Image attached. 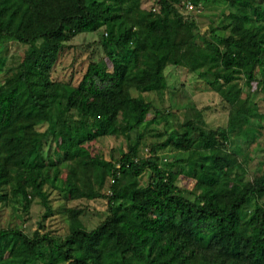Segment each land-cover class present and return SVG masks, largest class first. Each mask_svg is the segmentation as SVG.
<instances>
[{
    "label": "trees",
    "instance_id": "trees-1",
    "mask_svg": "<svg viewBox=\"0 0 264 264\" xmlns=\"http://www.w3.org/2000/svg\"><path fill=\"white\" fill-rule=\"evenodd\" d=\"M212 2L228 8L216 41L200 36L181 11L186 3ZM142 4L0 0V43L27 46L2 78L23 82L30 98L16 108V92L0 86V202L26 214V200L44 199L48 187L66 202L105 199L107 211L90 230L80 220L84 210L65 205L56 212L64 233L0 229L7 241L0 264H264V173L239 183L247 163L236 144L256 135L263 115L234 109L243 88L255 84L264 93V0H154L149 16ZM101 29L106 60H91L76 86L56 81L53 68L66 44ZM165 50L190 53L187 70L230 109L223 127L208 128L202 118L178 123L168 136L178 156L163 169L139 157L138 146L140 127L162 117L149 96L161 98L167 88ZM119 127L126 150L117 162L83 148ZM192 151L196 159L180 155ZM145 171L150 180L142 186ZM179 176L194 182L191 190L177 185ZM106 179L109 192L99 195Z\"/></svg>",
    "mask_w": 264,
    "mask_h": 264
},
{
    "label": "rangeland",
    "instance_id": "rangeland-1",
    "mask_svg": "<svg viewBox=\"0 0 264 264\" xmlns=\"http://www.w3.org/2000/svg\"><path fill=\"white\" fill-rule=\"evenodd\" d=\"M153 8L154 0H143L140 10L144 16H149L153 13ZM227 9L223 3L212 2L203 3L192 11H188L184 6L181 11L196 21L197 33L200 36L205 35L210 41H216L217 38L225 34L224 26L220 22L227 14ZM102 34H104L103 29L92 34H81L68 42L66 49L59 56L53 68L52 77L58 82L76 86L91 60L96 61L100 58L106 60L99 44ZM26 49L27 46L13 41L5 40L0 43V86L5 92L12 90L16 92V108L30 100L25 85L23 82H13L10 78L4 79L2 76L7 69L20 62ZM164 53L166 55L164 75L167 88L161 98L155 94L149 96L154 99V106L162 114V117L140 127L142 141L138 146V155L143 159H151L161 168L166 169L178 156V153L168 146V136L172 130L177 129L178 123L184 119L202 118L208 128L223 127L227 122L230 108L217 93L211 91L195 74H191L187 70L190 53L180 50L175 52L165 50ZM240 84L244 86L242 81ZM132 95L136 96L137 93L132 91ZM234 107V109L249 107V109H254L258 115H263L260 120L256 118L257 122L253 125L257 130L255 131L256 135L249 142L243 137L236 141L237 146L241 149V156L245 157L247 163L246 170L239 175V183L246 184L254 176L264 173V93H258L255 84L250 89L243 88L242 97ZM258 124H261V127ZM121 130L122 128L119 127L115 136L84 144L83 148L94 157L117 162L120 152L126 150L124 137L120 135ZM131 140L134 141L133 134ZM161 143L166 145L160 147ZM150 148H154L155 153L150 152ZM55 151L56 147L52 150L51 155ZM180 155L186 160H193L197 157L195 151ZM65 177V174H61L62 179ZM149 180L150 172L145 171L139 178V183L145 186ZM97 181L99 183L102 180ZM193 184L192 180L182 176H179L177 180V185L185 190H191ZM108 187L109 181L106 179L103 186L97 189L99 195H107ZM44 193V199L36 198L32 202L26 200V214L22 213L20 208L14 204L4 207V204L0 202V229L18 226L27 235H31L37 228L44 232L55 230L58 234L64 233L66 225L64 222L63 224L60 222L61 218L56 214L62 205L67 208L83 209L84 214L80 220L88 230L93 229L107 215L105 199L66 202L58 188L46 187ZM49 212L53 214L51 213L49 218L43 219V215ZM6 245L7 241L0 240V253H3Z\"/></svg>",
    "mask_w": 264,
    "mask_h": 264
},
{
    "label": "built area",
    "instance_id": "built-area-1",
    "mask_svg": "<svg viewBox=\"0 0 264 264\" xmlns=\"http://www.w3.org/2000/svg\"><path fill=\"white\" fill-rule=\"evenodd\" d=\"M196 7H197V6H194V5L190 4V3H186V4H185V8H186L188 11L196 10Z\"/></svg>",
    "mask_w": 264,
    "mask_h": 264
}]
</instances>
